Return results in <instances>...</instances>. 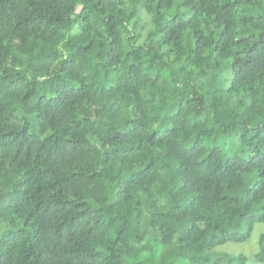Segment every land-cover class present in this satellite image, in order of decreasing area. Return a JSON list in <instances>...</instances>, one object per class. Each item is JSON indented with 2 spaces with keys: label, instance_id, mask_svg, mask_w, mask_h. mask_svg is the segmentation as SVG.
Returning <instances> with one entry per match:
<instances>
[{
  "label": "clouds",
  "instance_id": "obj_1",
  "mask_svg": "<svg viewBox=\"0 0 264 264\" xmlns=\"http://www.w3.org/2000/svg\"><path fill=\"white\" fill-rule=\"evenodd\" d=\"M261 173L264 0H0V264H264Z\"/></svg>",
  "mask_w": 264,
  "mask_h": 264
},
{
  "label": "trees",
  "instance_id": "obj_2",
  "mask_svg": "<svg viewBox=\"0 0 264 264\" xmlns=\"http://www.w3.org/2000/svg\"><path fill=\"white\" fill-rule=\"evenodd\" d=\"M15 3L12 4V7H15ZM82 10V9H81ZM173 19H176V17H174ZM44 64V61H41L40 64L38 66L42 67ZM111 91V89H109ZM41 99H43V97H41ZM258 134V133H257ZM155 135V133L153 134ZM254 159V158H252ZM249 163H251V160L249 161ZM261 178L264 179V173H261ZM257 184H260L261 181H256ZM0 205H3V200H0ZM128 264H137V260L135 257H130L129 260H128Z\"/></svg>",
  "mask_w": 264,
  "mask_h": 264
}]
</instances>
